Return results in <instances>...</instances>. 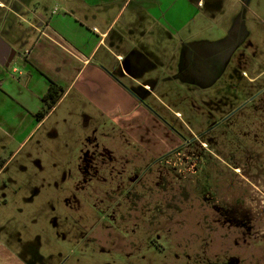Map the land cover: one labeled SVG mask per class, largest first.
Here are the masks:
<instances>
[{
    "label": "rangeland",
    "instance_id": "1",
    "mask_svg": "<svg viewBox=\"0 0 264 264\" xmlns=\"http://www.w3.org/2000/svg\"><path fill=\"white\" fill-rule=\"evenodd\" d=\"M0 1V39L23 53L36 37V2ZM18 1L27 12L7 36ZM237 1L238 13L226 0L222 26L210 21L196 35L212 44L190 42L224 52L233 14L244 21L250 35L220 75L187 79L181 43L139 42L144 32L113 48L120 61L100 48L106 69L90 65L67 91L49 79L64 95L41 121L23 122L20 105L0 92V219L27 240L36 264H264V0ZM132 7L113 32L131 22ZM21 65L15 58L5 69L22 80Z\"/></svg>",
    "mask_w": 264,
    "mask_h": 264
},
{
    "label": "crops",
    "instance_id": "2",
    "mask_svg": "<svg viewBox=\"0 0 264 264\" xmlns=\"http://www.w3.org/2000/svg\"><path fill=\"white\" fill-rule=\"evenodd\" d=\"M31 1L29 0V3ZM34 1L36 2L34 16L37 20L29 24V27L36 37L23 53L15 51L12 59V62L16 58L22 64L19 72L14 67L12 73L18 72L21 77L24 73V78L16 80L10 77L5 69L10 65L8 67L0 65V88H3L0 92L10 99L14 98L15 102L20 105L25 112V115L22 114L23 122L27 120V116L32 118V115L40 111L42 97L49 87L48 79L62 88L65 87L67 91L73 88L76 80L90 65H93L95 70L106 69L105 57L97 56L100 48H104L107 55L114 56L120 61L124 52L116 53L113 48L119 51L127 45L129 40L136 43L141 33L145 32L147 35L141 36L143 40L139 42L144 40L152 43H161L163 40V42L166 40L172 42L175 37V40L183 46L179 64L182 74L184 69L181 63L184 56L193 49L194 45H197V43L190 44V42L201 41L208 44L211 40L205 37L198 38L201 35H196L202 34L203 30H206L205 25L210 21L214 27L218 25L221 27L225 22L219 20L217 15L225 8L226 0H136L135 3L134 0H69L74 3L73 7L68 4V0L63 2L53 0V8L50 6L47 9L44 4L47 0ZM237 2V0H232L228 6L229 12L237 11L238 13ZM129 6H133L129 10L131 22L125 24L124 29L119 28L113 32L115 24ZM23 7L24 3L18 1L12 9L10 8L8 14L11 16V22L9 25L6 24L4 29L7 36L13 34L12 29H15L16 23L21 20L20 15L27 12V10L23 11ZM5 9V4L0 1V10ZM100 9L105 12V15L98 14ZM84 10L90 12L86 14ZM237 16L233 14L229 33L234 29ZM242 22L246 40L250 34L247 32L244 21ZM129 28L133 30L132 37L126 38L125 32ZM227 29L228 24L223 30ZM191 32L194 33L192 39L187 37ZM4 42L9 45L5 40ZM177 47L179 49V46ZM10 48L14 49L12 46ZM184 52L187 53L184 54ZM135 53L138 54L137 51ZM128 70L129 63L126 61L124 74ZM93 75L94 73L91 74V78ZM91 81L94 80H90L89 76L86 84L88 85ZM18 90L19 94L25 90L26 95L17 100L15 97H17ZM33 129L34 127L27 132L24 141L32 134ZM6 224L3 225L0 219V264H36L33 256L30 255V245L27 244V240L15 227L12 228Z\"/></svg>",
    "mask_w": 264,
    "mask_h": 264
},
{
    "label": "flooded vegetation",
    "instance_id": "3",
    "mask_svg": "<svg viewBox=\"0 0 264 264\" xmlns=\"http://www.w3.org/2000/svg\"><path fill=\"white\" fill-rule=\"evenodd\" d=\"M244 40L245 37L243 33V22L241 21L240 17H238L231 34L223 41L225 51L223 52L222 48L218 47V50H213L212 53H205V51H201L193 47V49L190 50L182 60L181 66L184 69L182 75L187 79L194 81L210 78L214 74L220 75L231 52ZM185 53L187 52H184V54ZM164 158H166L165 155L155 158L151 164L142 169L140 174L144 175L148 173L152 170L153 165L159 163V161L163 160ZM139 170L140 168H138V171ZM224 264L239 263L236 259H225Z\"/></svg>",
    "mask_w": 264,
    "mask_h": 264
},
{
    "label": "trees",
    "instance_id": "4",
    "mask_svg": "<svg viewBox=\"0 0 264 264\" xmlns=\"http://www.w3.org/2000/svg\"><path fill=\"white\" fill-rule=\"evenodd\" d=\"M48 82H49L48 90L42 97V102L44 103L46 108L35 114L38 121L39 120L41 121L46 116L48 111L51 110L57 104V102L64 94V92H62V89H60L58 85H56L54 82L50 81L49 79Z\"/></svg>",
    "mask_w": 264,
    "mask_h": 264
},
{
    "label": "water",
    "instance_id": "5",
    "mask_svg": "<svg viewBox=\"0 0 264 264\" xmlns=\"http://www.w3.org/2000/svg\"><path fill=\"white\" fill-rule=\"evenodd\" d=\"M14 55L15 51L0 39V65L3 67H8L12 62Z\"/></svg>",
    "mask_w": 264,
    "mask_h": 264
}]
</instances>
